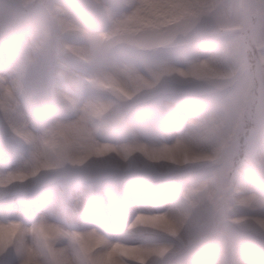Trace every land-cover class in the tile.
I'll list each match as a JSON object with an SVG mask.
<instances>
[{"label":"rangeland","instance_id":"374dc122","mask_svg":"<svg viewBox=\"0 0 264 264\" xmlns=\"http://www.w3.org/2000/svg\"><path fill=\"white\" fill-rule=\"evenodd\" d=\"M0 264H264V0H0Z\"/></svg>","mask_w":264,"mask_h":264},{"label":"trees","instance_id":"16d2710c","mask_svg":"<svg viewBox=\"0 0 264 264\" xmlns=\"http://www.w3.org/2000/svg\"><path fill=\"white\" fill-rule=\"evenodd\" d=\"M246 40H247V44L250 45V51H249V54L250 56L252 57V61L253 63L255 62V60H257V58L255 57V54H256V49H255V46L251 43V38L249 37V35L246 37ZM256 58V59H255ZM250 121V119H249ZM246 129H249V127H247ZM244 140V138H243ZM209 169V166L208 167H202L200 170L202 171H206ZM125 178L129 177V174L128 173H123L122 174ZM170 238V239H169ZM167 239H165L164 237L161 238V241H166V240H175L173 237H169Z\"/></svg>","mask_w":264,"mask_h":264}]
</instances>
